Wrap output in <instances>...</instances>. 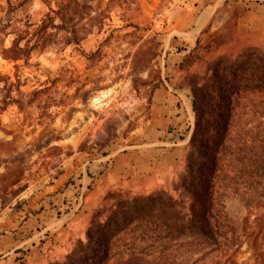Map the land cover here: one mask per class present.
Segmentation results:
<instances>
[{
    "label": "rangeland",
    "instance_id": "rangeland-1",
    "mask_svg": "<svg viewBox=\"0 0 264 264\" xmlns=\"http://www.w3.org/2000/svg\"><path fill=\"white\" fill-rule=\"evenodd\" d=\"M99 1L106 13L102 27L90 29L86 18L89 11L80 8L77 31L83 36L90 29L80 45L66 44V32L52 27L48 30L52 36L44 42L47 44L36 48L29 60L0 57V159L10 163L0 166V174L7 168L24 170L21 182L11 190L4 191L2 185L13 177L0 180V264H9L14 257L18 264L33 261L30 247L21 248L18 256L12 252L4 210L30 212L47 207L56 208L61 216L69 213L74 204L67 195L72 192L71 197L80 199L88 189L83 190L77 181L51 185L63 171L74 145H79L76 148L80 152L93 150L97 158L126 147L125 140L134 130L147 129L154 92L169 80L165 59L178 47L165 42L169 15L190 0ZM49 12L43 0H0V31L4 32L0 49L12 45L25 30L24 23L30 21L34 31ZM225 12L236 20L232 5L226 6ZM60 23L55 21V25ZM200 57L196 52L185 63L192 64ZM199 72L188 73L189 86L193 79L205 77ZM109 170V166L94 168L93 173L99 177ZM177 184L168 190L152 191V186L138 190L124 183L114 193L134 197L165 191L178 198L183 191L176 189ZM93 185L95 180L90 187ZM20 187L23 191L19 195L11 194ZM63 196L67 200L61 204ZM107 197L99 208L109 209L116 203V199ZM226 206L237 219L247 214L236 198L229 199ZM88 227L80 225L71 251L55 254L51 264L64 262L77 243L86 240ZM243 257H249L248 253Z\"/></svg>",
    "mask_w": 264,
    "mask_h": 264
},
{
    "label": "trees",
    "instance_id": "trees-1",
    "mask_svg": "<svg viewBox=\"0 0 264 264\" xmlns=\"http://www.w3.org/2000/svg\"><path fill=\"white\" fill-rule=\"evenodd\" d=\"M96 1L43 0L50 12L41 25L31 31L33 24L24 23L12 45L1 47L0 57L29 60L47 44L52 27L66 32V44L80 45L90 29L104 25L106 13ZM80 8L89 11L90 29L83 36L77 31ZM190 86L195 127L186 172L176 186L183 192L178 198L165 191L111 195L116 203L94 213L86 240L56 264H264V50L222 56L208 76ZM9 164L0 159V166ZM23 174L10 168L0 174V180L13 177L2 185L4 191ZM232 198L245 207L244 217L228 212Z\"/></svg>",
    "mask_w": 264,
    "mask_h": 264
},
{
    "label": "crops",
    "instance_id": "crops-1",
    "mask_svg": "<svg viewBox=\"0 0 264 264\" xmlns=\"http://www.w3.org/2000/svg\"><path fill=\"white\" fill-rule=\"evenodd\" d=\"M230 5L237 11L236 20L225 12ZM165 37L168 46L178 47L165 59L169 80L154 92L147 129L134 130L125 140L126 147L102 158L95 157L93 150L80 152L76 148L79 145H74L51 187L77 181L88 193L80 199L71 197L72 192L63 194L74 204L66 215L47 207L30 212L4 210L6 233L17 256L26 246L33 250L31 264H51L54 255L63 250H68L67 255L80 225L87 229L105 196L113 198L111 195L124 183L138 190L152 186V191L168 190L177 184L186 172L195 127L193 95L186 77L195 70L201 74L199 68L205 71L201 75L208 76L211 65L222 56H238L251 47L264 50V0H190L170 12ZM196 52L201 57L192 64L185 63ZM107 166V175L94 176V168ZM94 180L95 185L90 187ZM66 200L63 196L59 202L64 204ZM16 258L8 263L18 264Z\"/></svg>",
    "mask_w": 264,
    "mask_h": 264
},
{
    "label": "bare ground",
    "instance_id": "bare-ground-1",
    "mask_svg": "<svg viewBox=\"0 0 264 264\" xmlns=\"http://www.w3.org/2000/svg\"><path fill=\"white\" fill-rule=\"evenodd\" d=\"M192 112H194V111H192Z\"/></svg>",
    "mask_w": 264,
    "mask_h": 264
}]
</instances>
